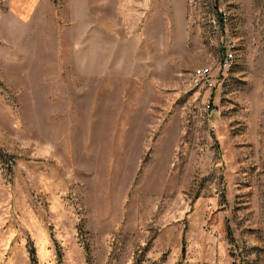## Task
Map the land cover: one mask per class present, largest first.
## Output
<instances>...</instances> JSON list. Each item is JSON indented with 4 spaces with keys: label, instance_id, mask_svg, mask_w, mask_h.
Segmentation results:
<instances>
[{
    "label": "rangeland",
    "instance_id": "obj_1",
    "mask_svg": "<svg viewBox=\"0 0 264 264\" xmlns=\"http://www.w3.org/2000/svg\"><path fill=\"white\" fill-rule=\"evenodd\" d=\"M0 264H264V0H0Z\"/></svg>",
    "mask_w": 264,
    "mask_h": 264
},
{
    "label": "built area",
    "instance_id": "obj_2",
    "mask_svg": "<svg viewBox=\"0 0 264 264\" xmlns=\"http://www.w3.org/2000/svg\"><path fill=\"white\" fill-rule=\"evenodd\" d=\"M227 13L225 10L220 9L219 15L215 19L219 26L221 24V21L223 24L227 21ZM221 27V26H220ZM235 61V48L234 44L230 41L226 42L223 50L222 55L218 62V69L221 70H227L229 69L233 62ZM215 69L211 67H200L195 69V71L191 74V82H194L195 85L201 86L206 90H212L216 87L217 82V76L215 75ZM209 108H211V105H209Z\"/></svg>",
    "mask_w": 264,
    "mask_h": 264
},
{
    "label": "trees",
    "instance_id": "obj_3",
    "mask_svg": "<svg viewBox=\"0 0 264 264\" xmlns=\"http://www.w3.org/2000/svg\"><path fill=\"white\" fill-rule=\"evenodd\" d=\"M220 26H221V28L223 27V23H222V21H221V24H220Z\"/></svg>",
    "mask_w": 264,
    "mask_h": 264
}]
</instances>
